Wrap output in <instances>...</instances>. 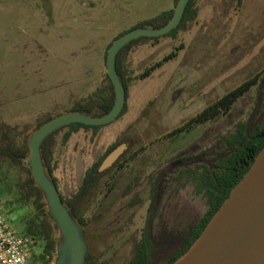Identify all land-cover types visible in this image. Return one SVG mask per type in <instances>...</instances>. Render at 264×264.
Segmentation results:
<instances>
[{"label": "rangeland", "instance_id": "374dc122", "mask_svg": "<svg viewBox=\"0 0 264 264\" xmlns=\"http://www.w3.org/2000/svg\"><path fill=\"white\" fill-rule=\"evenodd\" d=\"M195 4V17L175 36L143 38L124 53L125 77L132 80L121 117L97 132L81 128L65 143L67 128L49 140L53 175L66 198L111 145H129L119 160L126 165L112 166L78 205L85 223L77 224L93 264H127L143 241L153 262L173 252L208 205L193 183L169 186L158 177L154 184L151 174L170 167L187 150L206 147L239 122L264 117V0ZM175 6L174 0H0V131L7 125L19 139L30 140L40 123L95 98L108 83L109 44ZM172 52L176 55L164 61ZM157 62L162 65L139 77ZM257 74L258 84L228 114L169 136ZM29 164L28 158L24 165ZM10 198L6 188L0 190L1 209L19 231V219L31 206L12 211L6 206ZM48 216L56 240L50 263L58 264L67 241L51 211Z\"/></svg>", "mask_w": 264, "mask_h": 264}, {"label": "trees", "instance_id": "16d2710c", "mask_svg": "<svg viewBox=\"0 0 264 264\" xmlns=\"http://www.w3.org/2000/svg\"><path fill=\"white\" fill-rule=\"evenodd\" d=\"M174 2L177 4L178 0H174ZM242 2L243 0H237V5L240 6ZM196 12L197 7L195 0H190L180 24L163 36H175L183 25L193 20ZM173 13L174 8L164 10L153 18L140 22L132 29L146 27L148 25H151L153 28H160L171 19ZM124 33H120L116 38ZM161 37L162 36L136 38L123 46L118 52L116 69L125 87L126 99L128 97V88L132 77H125V68L123 65L124 53L143 38L158 40ZM111 44H109L108 48ZM175 55L176 53L172 52L164 58V61ZM160 65H162V62H157L155 65L147 68L139 77L144 78L150 75L152 71ZM260 76L261 74H257L243 81L240 85L224 94L218 100L206 106L183 125L175 128L169 133V136L172 137L187 132L195 125L206 124L218 118L221 114H228L235 103L258 84ZM106 77L108 83L95 92V98H90L85 102H77L70 111L87 113L93 116H101L108 113L115 102V90L108 74ZM126 111L127 103H125L124 109L119 117ZM42 124L40 123L38 127ZM102 126L103 125H86L79 122L69 123L56 129L43 141L41 145L42 160L58 191V181L53 175V167L51 166L52 149L49 141L51 137L58 131L67 128L62 138L63 143H65L73 133L79 131L81 128H92L94 132H97ZM2 128H5V125H2ZM9 128L10 127L6 125V130L0 131V170H4L0 172V176L2 177L0 181V190H5L6 188V194H10L11 198L7 200L6 206L12 211H18L19 209H23L27 204H30L31 211L25 213L19 219V231L22 234L31 235L37 240L39 252L34 254L32 263L40 261L42 264H51L50 258L55 251L56 240L54 238L53 226L48 216L47 202L43 191L36 184L31 169L24 165L25 159L28 157L30 151L28 145L29 140L28 138L23 140L19 139L18 136L12 133V130H8ZM121 143L122 142L111 145L105 156L101 157L86 170L82 184L72 197L66 198L60 193L63 203L81 224H84L85 220L78 214V205L86 195L91 193L93 188L99 183V180L110 170L109 168L103 172H99L98 168L106 155ZM263 147L264 117L258 118L255 121L245 120L239 122L236 124L235 128L229 130L227 133H219L218 136L214 138L211 145H207L201 150V161L195 157L194 150L190 151L188 154L179 155L177 159L184 160L183 162L185 163L177 165L174 171H171L169 176L163 178L161 182L164 184L167 183L169 186H172L174 183H193L196 193L202 194L206 198L208 208L203 216L197 219L188 229L180 245L165 258L153 262V257L149 248L145 241H143L137 245L134 256L127 264H173L179 257L187 252L202 234L224 201L229 197L234 186L245 176ZM142 149H144V146ZM125 153L120 159L125 156ZM119 160L115 164L124 167L126 164H122ZM127 162L128 160L125 161V163ZM160 176L161 175L151 174L149 178H151V182L155 184V180ZM152 191L154 192L155 190L152 189ZM85 264L93 263L88 261L86 257Z\"/></svg>", "mask_w": 264, "mask_h": 264}, {"label": "water", "instance_id": "95a60500", "mask_svg": "<svg viewBox=\"0 0 264 264\" xmlns=\"http://www.w3.org/2000/svg\"><path fill=\"white\" fill-rule=\"evenodd\" d=\"M189 1L178 0L171 19L164 26L134 28L112 42L106 65L115 90V102L108 113L101 116L71 111L62 113L45 121L28 141L30 151L25 160L30 159L28 167L44 193L48 211L56 218L67 241V251L58 264H85L86 251L77 219L63 203L44 166L41 145L52 132L66 124L105 125L119 118L126 103V91L116 69L118 52L136 38L158 37L171 32L180 24ZM128 147V143L122 142L109 152L101 162L99 172L111 168ZM173 264H264V147L202 234Z\"/></svg>", "mask_w": 264, "mask_h": 264}, {"label": "built area", "instance_id": "2783aa9c", "mask_svg": "<svg viewBox=\"0 0 264 264\" xmlns=\"http://www.w3.org/2000/svg\"><path fill=\"white\" fill-rule=\"evenodd\" d=\"M38 243L9 223L0 205V264H31Z\"/></svg>", "mask_w": 264, "mask_h": 264}, {"label": "flooded vegetation", "instance_id": "af4514ba", "mask_svg": "<svg viewBox=\"0 0 264 264\" xmlns=\"http://www.w3.org/2000/svg\"><path fill=\"white\" fill-rule=\"evenodd\" d=\"M214 139H212V141H213ZM212 141L208 144V145H211L212 144ZM203 149V147H200V148H198V147H196V148H194V149H192V150H194L195 151V157L197 158V159H199V161H201V159H202V153H201V150ZM192 150H187L186 152H184L183 154H181V155H185V154H188L190 151H192ZM184 160H179V159H177L176 160V162H173V163H171V165H169L170 167H166V168H164V169H162V172H161V170H155L154 171V173H152V174H157V175H161L162 176V179L163 178H166L167 176H169V173L171 172V171H174V168H176V166L177 165H181L182 163H185V162H183ZM114 166V165H113ZM160 176V177H161ZM163 193H165L166 192V190H163L162 191ZM161 192V193H162Z\"/></svg>", "mask_w": 264, "mask_h": 264}]
</instances>
